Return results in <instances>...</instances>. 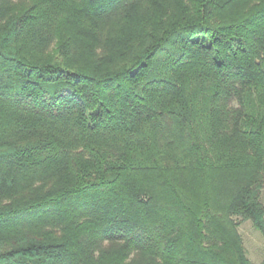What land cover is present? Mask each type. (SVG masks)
Returning a JSON list of instances; mask_svg holds the SVG:
<instances>
[{"label": "trees", "instance_id": "obj_1", "mask_svg": "<svg viewBox=\"0 0 264 264\" xmlns=\"http://www.w3.org/2000/svg\"><path fill=\"white\" fill-rule=\"evenodd\" d=\"M264 0H0V264H264Z\"/></svg>", "mask_w": 264, "mask_h": 264}, {"label": "rangeland", "instance_id": "obj_2", "mask_svg": "<svg viewBox=\"0 0 264 264\" xmlns=\"http://www.w3.org/2000/svg\"><path fill=\"white\" fill-rule=\"evenodd\" d=\"M241 232L251 258L261 262L264 258V240L261 233L253 227L251 221H246L242 225Z\"/></svg>", "mask_w": 264, "mask_h": 264}]
</instances>
